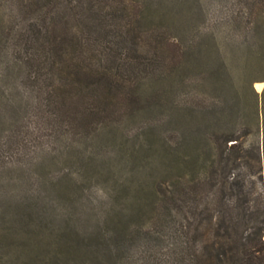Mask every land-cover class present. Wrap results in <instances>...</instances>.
I'll return each mask as SVG.
<instances>
[{
  "label": "trees",
  "instance_id": "trees-1",
  "mask_svg": "<svg viewBox=\"0 0 264 264\" xmlns=\"http://www.w3.org/2000/svg\"><path fill=\"white\" fill-rule=\"evenodd\" d=\"M0 134V264H264V0H0Z\"/></svg>",
  "mask_w": 264,
  "mask_h": 264
},
{
  "label": "rangeland",
  "instance_id": "rangeland-1",
  "mask_svg": "<svg viewBox=\"0 0 264 264\" xmlns=\"http://www.w3.org/2000/svg\"><path fill=\"white\" fill-rule=\"evenodd\" d=\"M260 82H256L254 84V89L258 90L261 88L263 82ZM32 125L33 124H31L30 126L32 127ZM28 139L29 137L23 141V144L30 145V142H27ZM26 149L27 148L25 147V145H13V141L8 140L6 134H0V167H3L0 168V202L3 199H10L11 202L18 201L21 203L26 201L31 196L28 187L29 182L26 177L19 182L20 185L18 186H12L11 184L7 183L9 178L13 176L15 177L13 173L9 174L7 169L15 167H28L27 154L29 153V151L26 152ZM255 187L258 189L259 186L255 184ZM6 206H4V208ZM6 213L9 212L7 211Z\"/></svg>",
  "mask_w": 264,
  "mask_h": 264
},
{
  "label": "water",
  "instance_id": "water-1",
  "mask_svg": "<svg viewBox=\"0 0 264 264\" xmlns=\"http://www.w3.org/2000/svg\"><path fill=\"white\" fill-rule=\"evenodd\" d=\"M256 82H260V81H255V82H253V87H254V83H256ZM260 83H262V82H260ZM262 86H263V84H262ZM262 86H261V88L260 89H255L256 90V92H258V93H260L261 92V90H262Z\"/></svg>",
  "mask_w": 264,
  "mask_h": 264
}]
</instances>
